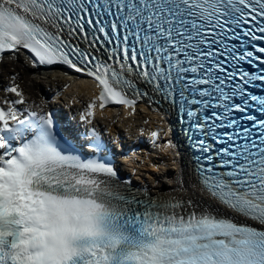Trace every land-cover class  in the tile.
I'll use <instances>...</instances> for the list:
<instances>
[{"label":"snow or ice","instance_id":"snow-or-ice-1","mask_svg":"<svg viewBox=\"0 0 264 264\" xmlns=\"http://www.w3.org/2000/svg\"><path fill=\"white\" fill-rule=\"evenodd\" d=\"M260 42L264 0H0V53L86 71L102 109L134 106L133 79L178 107L206 161L207 197L117 190L106 156L64 147L52 113L16 107L14 85L19 99L0 105V264H264V94L250 90L264 87Z\"/></svg>","mask_w":264,"mask_h":264},{"label":"bare ground","instance_id":"bare-ground-1","mask_svg":"<svg viewBox=\"0 0 264 264\" xmlns=\"http://www.w3.org/2000/svg\"><path fill=\"white\" fill-rule=\"evenodd\" d=\"M13 75H16L17 78L14 83L19 84L29 100L44 102L46 86L51 89L50 93L67 86L57 96L65 98L67 104L73 101L72 109L80 108L93 90L87 82L71 84L62 72L54 71L45 74L36 71L20 54H14L12 59L4 58L0 63V83H7L13 79ZM110 114L105 112L102 119L108 123V127L112 128L116 117H112ZM118 120L121 122L122 128L118 127L117 131L122 132L124 129V132L129 134L131 131L164 122L159 113L146 110L144 107L131 114L126 112L122 116L119 115ZM149 154L151 160L145 164L144 174L137 183L139 187L147 189L152 196H176L203 204L207 197L199 187V181L184 148H179L174 152L170 150V147L165 150L159 147ZM203 206L207 207V205Z\"/></svg>","mask_w":264,"mask_h":264}]
</instances>
